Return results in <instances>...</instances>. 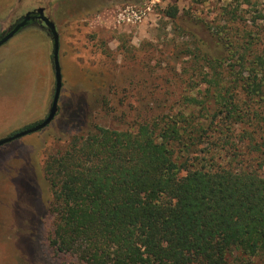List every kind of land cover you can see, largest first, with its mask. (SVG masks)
<instances>
[{"label": "trees", "instance_id": "obj_1", "mask_svg": "<svg viewBox=\"0 0 264 264\" xmlns=\"http://www.w3.org/2000/svg\"><path fill=\"white\" fill-rule=\"evenodd\" d=\"M244 26L223 37L194 23L195 87L147 106L133 131L95 127L47 157L54 252L76 264H264V27Z\"/></svg>", "mask_w": 264, "mask_h": 264}, {"label": "rangeland", "instance_id": "obj_2", "mask_svg": "<svg viewBox=\"0 0 264 264\" xmlns=\"http://www.w3.org/2000/svg\"><path fill=\"white\" fill-rule=\"evenodd\" d=\"M249 1L0 0V36L28 11L45 7L58 33L61 72L53 121L0 146V264H76L49 246L45 160L64 152L72 136L95 127L133 131L147 106L175 104L176 87H195L202 78L190 28L202 22L213 31L223 28L226 37L234 34L229 26L243 29L244 22L264 27L257 18L264 0ZM171 7L177 8L174 19L164 15ZM51 51L39 25L0 47V139L46 117L55 86Z\"/></svg>", "mask_w": 264, "mask_h": 264}, {"label": "water", "instance_id": "obj_3", "mask_svg": "<svg viewBox=\"0 0 264 264\" xmlns=\"http://www.w3.org/2000/svg\"><path fill=\"white\" fill-rule=\"evenodd\" d=\"M35 20L41 25L42 28H44L48 32V35L52 42L51 58L54 70V94L50 102L48 113L40 123L34 125L33 127L19 131L11 136L1 138L0 146L5 145L13 140L19 139L23 136L42 130L53 121L58 112V98L61 88V72L58 61L59 39L55 24L47 16L44 15V8L40 7L33 11H28L24 16L17 20L4 34L0 36V47L4 46L23 30L37 25V23H35Z\"/></svg>", "mask_w": 264, "mask_h": 264}, {"label": "flooded vegetation", "instance_id": "obj_4", "mask_svg": "<svg viewBox=\"0 0 264 264\" xmlns=\"http://www.w3.org/2000/svg\"><path fill=\"white\" fill-rule=\"evenodd\" d=\"M38 8H40V7H38ZM35 9H37V8H34L33 10H35ZM33 10H31V11H33ZM46 9H45V7H44V15L46 14V11H45ZM35 23H37V25H39V26H41L36 20H35ZM56 27V26H55ZM57 30V29H56Z\"/></svg>", "mask_w": 264, "mask_h": 264}, {"label": "built area", "instance_id": "obj_5", "mask_svg": "<svg viewBox=\"0 0 264 264\" xmlns=\"http://www.w3.org/2000/svg\"><path fill=\"white\" fill-rule=\"evenodd\" d=\"M128 16H129V17H128ZM127 17H128V18H127L126 20H127V21H130L131 16H130L129 13H127Z\"/></svg>", "mask_w": 264, "mask_h": 264}]
</instances>
